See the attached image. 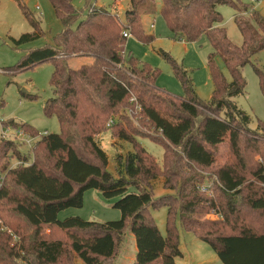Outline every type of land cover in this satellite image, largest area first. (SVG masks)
I'll list each match as a JSON object with an SVG mask.
<instances>
[{
	"label": "trees",
	"instance_id": "1",
	"mask_svg": "<svg viewBox=\"0 0 264 264\" xmlns=\"http://www.w3.org/2000/svg\"><path fill=\"white\" fill-rule=\"evenodd\" d=\"M49 1L63 30L51 45L30 51L8 70L53 65L54 97L45 103L44 114L58 119L61 132L42 135L27 154L0 134V264H117L128 232L137 245L133 264H177L178 220L183 230L208 243L223 264H264V123L251 128L250 116L233 101L245 93L246 65L253 66L264 89V70L255 62L264 50L260 12L240 0H161L160 13L174 39L198 42L206 36L212 44L208 68L214 91L204 101L190 74L168 53L162 52L184 96L157 86L160 69L126 55L124 33L144 44L154 41L144 16L154 13L155 0H129L125 19L91 8L79 22L74 0ZM18 4L34 29L14 40L20 46L43 33L40 21L25 4ZM225 5L236 11L241 45L228 37L219 11ZM79 57L91 61L71 67L70 61ZM136 112L160 137L150 138L135 126ZM110 118L117 138L133 147L117 156L118 177L108 172V156L97 142ZM8 122L39 133L30 124ZM139 137L164 147L162 164ZM226 142L229 165L217 168L213 184L204 185L205 176L198 171L213 167L216 149ZM10 157L19 163L11 166ZM184 169L188 174L173 203L154 197L156 179L164 177L165 185L175 189L174 179ZM91 189L108 199L119 197L114 208L121 211V219H58L64 210L82 208ZM162 207L167 208L165 236L153 215ZM212 212L218 218H208Z\"/></svg>",
	"mask_w": 264,
	"mask_h": 264
},
{
	"label": "rangeland",
	"instance_id": "2",
	"mask_svg": "<svg viewBox=\"0 0 264 264\" xmlns=\"http://www.w3.org/2000/svg\"><path fill=\"white\" fill-rule=\"evenodd\" d=\"M25 4L34 18L40 21L42 38L17 46L14 40H19L23 34L32 33L34 29L25 17L20 6L15 7L14 0H0V134L3 137L13 139L18 143L19 150L23 153L31 152L42 135L47 133H60L61 128L55 116L44 114L45 103L54 97V89L51 84L53 65L45 62L29 70L12 73L8 69L15 67L23 60L30 51L47 47L53 43L54 38L63 30V23L56 17L54 8L49 0H17ZM161 0H155L156 7L153 14L144 16V25L149 34L155 36L151 44H144L136 37L130 36L126 40V55L132 54L139 61L150 64L160 69L157 86L174 96H184L181 82L175 76L172 67L162 52L171 55L190 74L198 96L204 101H210L214 91V85L208 68V58L213 52L210 40L203 36L198 42H185L174 39L163 19ZM243 4L254 6L264 17V1L262 0H240ZM74 6L80 14L78 20L85 19L91 8L106 9L117 12L125 19V12L129 8V0H74ZM21 10L19 12V10ZM224 20V26L230 41L235 45H241L243 38L235 23L236 13L232 6L225 5L219 8ZM78 22L74 25L76 26ZM91 61L89 57L73 58L70 65L78 68L82 64ZM221 69L226 72L220 59L217 60ZM255 62L264 70V50L255 56ZM243 75L247 85L245 93L233 98L239 109L245 111L251 118L250 127L256 129L258 121L264 123V89L260 78L253 66L246 65ZM116 117V116H113ZM110 118L106 123V129L98 136L97 142L106 152L109 160L108 172L118 177L116 158L119 154L125 155L133 151L130 143L120 140L116 136V130H111ZM14 121L16 123H27L32 125L39 133L31 134L22 126L13 128L7 125ZM135 126L148 137H160L159 133L145 120L142 121L139 113L133 116ZM7 132V136L2 133ZM142 146L151 153L159 164L163 163L164 147L149 138H138ZM214 156L215 164L208 170L198 171L205 176V184L211 185L217 168L227 166L230 163L228 142L216 149ZM4 162V161H3ZM18 160L10 157L11 166H16ZM185 170V169H184ZM183 171L180 178L174 179L175 189L165 185V178L161 177L154 181L153 195L155 198H165L173 203L179 197L181 180L186 177ZM130 191H134L131 188ZM119 200L116 198H105L99 190L91 189L84 194V205L82 208H69L59 214L58 219L63 221L69 217H80L88 221L106 222L121 219L122 213L114 208ZM155 222L162 235H166L167 208L162 207L153 210ZM210 219L218 218L213 212L208 215ZM180 232L179 249L181 255L176 258L177 264H223L212 247L205 241L197 238L194 234L182 229L181 223H177ZM137 253L135 236L128 232L120 249L117 264H133Z\"/></svg>",
	"mask_w": 264,
	"mask_h": 264
},
{
	"label": "built area",
	"instance_id": "3",
	"mask_svg": "<svg viewBox=\"0 0 264 264\" xmlns=\"http://www.w3.org/2000/svg\"><path fill=\"white\" fill-rule=\"evenodd\" d=\"M124 37H125V38H129V37H130V35H129V34H127V33H124ZM0 72H1V70H0ZM2 133H3L4 135H6V136H7V132H5V131H2Z\"/></svg>",
	"mask_w": 264,
	"mask_h": 264
},
{
	"label": "crops",
	"instance_id": "4",
	"mask_svg": "<svg viewBox=\"0 0 264 264\" xmlns=\"http://www.w3.org/2000/svg\"><path fill=\"white\" fill-rule=\"evenodd\" d=\"M15 2L13 3V5H15V7H17V6H19V4H18V1L17 0H14ZM260 1V0H259ZM18 8V7H17ZM19 10V9H18ZM21 10H19V12H20Z\"/></svg>",
	"mask_w": 264,
	"mask_h": 264
}]
</instances>
